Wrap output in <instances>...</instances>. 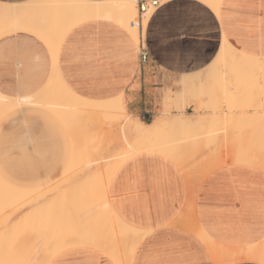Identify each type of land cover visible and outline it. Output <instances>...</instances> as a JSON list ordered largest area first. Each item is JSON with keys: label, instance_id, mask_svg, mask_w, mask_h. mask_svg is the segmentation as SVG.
Segmentation results:
<instances>
[{"label": "crops", "instance_id": "obj_1", "mask_svg": "<svg viewBox=\"0 0 264 264\" xmlns=\"http://www.w3.org/2000/svg\"><path fill=\"white\" fill-rule=\"evenodd\" d=\"M29 1L0 0L7 4ZM219 5V10H215L204 0H163L146 26L140 23L139 41L112 17L81 21L63 37L57 49V60H54L48 42L20 28L21 24H18L19 27L16 24L17 28L14 26L11 31L0 35V93L18 97L37 92L47 97L52 89L63 91V85L49 83L52 76L58 73L64 83L81 97L103 101L123 95L129 113L151 122L165 113L168 104L175 102L165 101L168 92L173 97L182 92V77L195 75L206 79L211 74L210 66L224 40L241 52L264 57V0H220ZM60 9L62 13L67 10L63 4ZM53 38L49 37L50 44ZM142 46L148 51L146 60L141 57ZM213 75L220 76L221 73L215 71ZM261 78L259 83L251 85L250 94L241 101L245 108L229 109L222 92L224 89L234 90L236 85L222 84L217 79L211 83L218 91L217 110H196L194 103H190L185 111L190 114L211 113L213 117L219 113V119L217 116L212 119L211 125L216 131L210 139L264 140V96L261 94L264 92V79ZM62 100L63 97L58 95L54 101ZM161 100L164 111L160 109L163 107ZM47 105L22 104L0 116V176L18 188L34 190L39 187L41 190L37 195L40 200L36 203L41 205L45 188L62 178L77 147L74 141L77 130L70 131ZM179 111L173 107L169 114ZM230 114L236 122L226 118ZM143 115L146 118H142ZM236 117L241 118L240 122ZM211 151L200 150L196 160H201ZM210 161L196 166L193 164L196 167L193 168L195 181L199 180L202 172L195 194L193 185L188 186L189 178L184 169L165 154L141 151L117 167L107 184L112 209L122 221L135 229L149 230L141 238L138 237L128 261L130 264H220V261L214 260L209 245L190 224L182 220L193 206L203 229L218 243L247 247L264 239V169L248 163H227L216 169ZM102 164L100 170L104 171L105 165ZM206 164L209 166L204 167ZM75 167L70 171H81V168ZM35 195L31 196L33 200ZM36 203L33 201L32 204ZM32 204L16 205L12 208L16 209L14 211L5 205L3 214L6 216H0V222L5 224L0 227L3 237L0 236V242L4 239L5 246L1 247V242L0 247L8 255H12L13 245L17 247L14 242H17L19 232H22L23 242L18 241L19 249L14 248V254L20 249L18 253L28 254L30 237H34L32 243L39 240L42 231L37 227L44 220L32 212L40 204ZM73 216L76 223L83 220V224L92 222L89 226L93 235L99 230L97 233L100 239L103 237L102 241L82 245L76 243L77 235H71L70 238L76 241L71 239L74 243L56 253L47 264H118L109 248L102 244L104 237L110 236L104 225H97L100 219L81 214ZM91 218L93 221L89 220ZM16 224L20 225L15 227L19 234L12 235L11 227ZM7 235L12 236L11 240ZM42 242H38L39 247H42ZM119 244L117 249L123 251L124 242L119 241ZM6 246L10 247L9 250ZM39 255L38 249L36 256ZM233 259L236 261V257L230 258V261ZM232 264L263 263L242 260Z\"/></svg>", "mask_w": 264, "mask_h": 264}, {"label": "bare ground", "instance_id": "obj_2", "mask_svg": "<svg viewBox=\"0 0 264 264\" xmlns=\"http://www.w3.org/2000/svg\"><path fill=\"white\" fill-rule=\"evenodd\" d=\"M136 1L137 0H104V1H99V2L98 1H92V0H31V1H29L27 3H23V4H7V6H5L4 16H2V18L0 19V21H1L0 26L2 25L1 26L2 27V29H1L2 31L0 32V35L8 32V31H11L14 26L16 27V24H17L18 27H19L18 24H21L20 28H22L24 30H27V31H31L32 33H34V35L36 34V36L41 37L42 40L44 39L46 41V43L48 42V45H49V47L51 49V52L53 53L54 60H57L56 59L57 56H58L57 55V53H58L57 49L59 48L60 43H61L63 37L65 36V34L68 32V30L71 29L73 26L77 25L78 23H80L81 21L88 20V19H91V18L112 17V18L118 20L122 25H124L136 37V39H138V36H139V24L137 22L133 23V21L136 19V16H137V13H136V11H137ZM204 1L208 2L213 9L219 10L218 7L220 6L219 5L220 0H204ZM59 2L66 6V8H67L66 12L62 13L60 8L59 9H55L54 11H50V13H49V15L47 17V19L49 21V23H48L47 20H46V13L48 14V12H49V10H48V12H46V9L48 8V5L51 6L54 3L57 5ZM151 14H152V10H150L147 13V21H148L149 17L151 16ZM45 21L47 23H45ZM142 24L144 25V27L147 24L145 16L143 18ZM49 37H54L51 44L49 43ZM138 41H139V39H138ZM229 43L227 41H225V40L223 41L221 49L219 51V54H218L217 58L214 60V62L210 66V69H211L210 73L211 74L208 75L206 77V79H203L200 76H196V78H194V79H191V78L187 79L186 77H182V82L185 83L184 85H185V87L187 89L188 88L190 89V88H193V87L195 88V86H197V85L202 87L204 92H206V94L204 93L206 96L204 97V95L202 94L203 96L201 97V99H205L206 100L207 98L208 99L212 98V96H209V94H211L212 91L216 90V89H214L212 87L213 85L211 83H213V81L219 79L218 81L223 84L224 82H226V80H227L226 77L227 76H233L234 79H238V77L240 75L246 74L249 70H251L252 68L256 67V64H257V62H258V60L260 58L259 56L250 55V54L241 52V51L235 49ZM257 67H260V66H257ZM215 71L220 72L221 75L220 76L213 75V72H215ZM58 72H59V70H58ZM52 77L53 78L49 81V83L53 84V83L57 82V83L63 85V91H56V90L52 89V91H50L48 93L49 96H47V97H43V96L37 94V92H36V94H31L30 93L31 95L18 96V97H11V96L4 95V94L0 93V115L2 116L8 110L13 109L15 107H18V106H20L22 104H31V105H39L40 104L41 105L42 103H47L48 105H50L51 107H49L48 105L46 107H49L52 110H54V112H56L60 116V119L65 123L67 128L70 129V131L72 129H75V131L77 130V133H76L77 134L76 135L77 138H76V140H74L72 138L77 143V144H75V146L77 145L76 151L73 154V156H71L72 157L71 164L68 167L67 171H65L66 173L73 172L74 175L75 174L77 175L78 174L77 170L76 171H70V169H73L74 166H76L77 168H81V171H79V172L83 171V172H87V174L88 173L89 174H92V173L94 174L97 171V169L99 170V168L103 165L102 164L97 169H95L97 166L92 168L93 165H95V164L99 165L100 160H96L95 159L93 161V158L91 157L92 159L90 158L91 160H89V163H88L90 168H89V166L87 164L84 165V166H88V167L87 168L84 167L83 164H81L82 161L80 159H77V158H79L78 156L83 154L82 150L85 149V148H88L89 153L92 150H94V151L98 150L99 154L101 153V156H102L104 154V153L102 154V152H104L103 148L105 149V148L113 147L114 150H111L112 148L108 149V150L111 151L110 153L106 149L107 152H108V155H106V156L103 155V158H104L103 162H105V164H106V161L112 160L110 158L112 154L116 155L115 157H119V156H117L118 153H112V152H114L116 150L115 148H117V149H119V148L120 149L121 148L125 149V150L122 151L123 154H130V153H135V152H138V151H147L149 149H153L154 148L157 151H160L161 153H163V154L167 155L168 157H170L171 159H173L174 162L176 161L179 164V166L182 167L181 169H184L183 172H185L187 174V176H188L187 179L189 178V180H187V181H188V183H190V184H188V186L190 188V185H191V181H190L191 179L190 178L191 177H190V173H189V170H188V163H189L188 158L189 157L186 156L188 154V152L185 155H184V153H182V151L179 149V142H181L180 140L186 138L187 141H188V142L186 141L187 145H188V143L190 142L191 138L194 136V132L195 131H201V132L202 131L204 132L206 130L208 131L207 123L210 120L215 119V117L219 113H217V115L214 114L215 117H213V115L211 113H210L211 115L210 114H204L203 115L202 112H201V114H197V113L196 114H190V113H187L185 111V108L190 103H194V105L196 106V110L200 109V107L197 105V102L195 101V98H193V99H190L187 103H184V104H180L177 101V103L179 104L178 105V110H180V111L178 113H176V114L170 115L169 114L170 113V109L169 108L166 107V109L164 111L165 107L163 105L164 102L162 101L163 100L162 99L161 101L163 102L162 103L163 107L160 108V109L161 110L163 109L162 111H164L165 113L161 114L159 116H156L153 119V121H151V122H146L145 120L144 121L141 120L139 118V116L137 117V116H135V115H133V114L128 112V110L126 108V105L124 103L123 95H119V96H116L114 98L103 100V101L87 99V98L81 97L80 95L75 93L72 89H70L64 83V81L61 79V77L58 75V73H56ZM206 83L209 84V85H206ZM196 90H195V93H198ZM191 91L193 92V89ZM184 94L185 93L181 94V96L183 97ZM58 95H61L63 97L62 101H59V102L54 101L55 98ZM163 96H164V93H163L162 97ZM215 96H216V94H215ZM172 98H173L172 94L170 92H168L166 97H165V101H168L169 99H172ZM44 105H46V104H43V106ZM195 106H194V108H195ZM100 108H104V110H105L104 119H101L102 118V113H100L101 114L100 118H98L100 116V114H97L98 116L94 115V114H96L94 112V109H98L99 110ZM161 110H160V113H161ZM196 112H199V111H196ZM160 113H158V114H160ZM214 113H216V112H214ZM208 115H210V116H208ZM230 116H232V117L229 119ZM230 116L226 117V118H228L229 121L230 120H233V121L236 120V119H232V118H234L233 114H230ZM239 116H244V115H240L239 114ZM219 118L220 117H218V119ZM222 118H224V117H222ZM239 118H237L238 121H239ZM228 120H226V122ZM243 120H244V118L241 120V127H242V121ZM230 122H232V121H230ZM98 123H103L102 127L104 125L103 132H102V134H104V136H103L104 138H102V140H100L101 139L100 136H99L100 139H99L98 136H97L98 138H96V140L99 139V140H97L98 142L99 141L102 142V143L99 142L100 145L93 143V139H95L96 136H93V139H92V136L90 138V134L93 135V132L91 130L94 128L93 127L94 124H98ZM89 124L93 127V128L91 127L92 129H90V127L88 128ZM242 130H243V128H242ZM71 133H73V132H71ZM185 134H187V136H184ZM176 139H178L179 142H177ZM188 139H190V140H188ZM85 140L87 141L88 145H87V143H86V145L84 144ZM184 142H182L181 144H183ZM207 142L208 141H206V143ZM95 148H97V149H95ZM99 149L102 150V152H100ZM85 150H87V149H85ZM88 151H86L85 153H88ZM93 152H91V153H93ZM98 152H97V154H98ZM109 154H111V155L109 156ZM222 154H223V150L222 151L218 150L217 154H216V158L220 157ZM85 155H86L85 158H89V156H88L89 154H85ZM114 155H112V156H114ZM188 156H189V154H188ZM123 157H124V155H123ZM116 159L118 161L121 160V159H118V158H116ZM117 160H115L114 164L117 163ZM90 161H92L91 163L93 165H90ZM227 163H248V164H251V165H258L259 167L264 169V158L261 159V158L255 156V155H251L250 153H247L245 151L244 145H239L236 148V151H234V150L229 151V161L228 162L220 161V163L217 164L215 168L217 169V167H220V166H222L224 164H227ZM111 165L112 164H110V166L106 170L110 169ZM112 167H113V165H112ZM88 169L89 170L93 169V170L90 171L91 172L90 173L89 171H87ZM111 169H110V171H111ZM214 169H212V170H214ZM102 170H101V172H102ZM211 171L206 173L205 177ZM65 172H64V174H66ZM101 172H100V175H101ZM106 172H109V170L106 171ZM89 174L88 175L84 174V176L87 177V176H89ZM63 175H62V177H63ZM92 175L89 176V177L91 178ZM95 175H99V174L96 173ZM101 176L103 178H104V176H106L104 178L105 179L104 186L108 187L106 185L108 184V180L110 179L111 176L108 173H106V175H104V176L102 174ZM67 177H69V176H67ZM79 177H81V179H83V181H81ZM86 177L83 178L82 174L77 177V179L79 178L80 184H81L80 188H78L79 191H81L83 189V186H86V188H84L85 192L87 191L86 193H84V190L79 193L78 189H76V188L74 189L73 188L74 184H76V183L79 184V180L76 181V179L75 180L71 179L72 182L69 183L70 185H68V184H67V186L61 185V187H60L61 190L60 191L62 192V195H61L60 192L57 193V191H56L55 192L56 196L61 195L62 197H66L64 199L61 196H59L58 198L60 199V197H61L60 200L63 199L66 203H68L69 207H70V205H71V207L76 205V206H74V207H77L76 211L74 210V207L72 208L75 212L78 211L75 214L80 215L81 211H82L83 214H81V215H84L86 217L95 216L97 219H100L101 223H99V221L97 220L98 221L97 225H98V223L101 226L104 225V229H106L108 231V233H109L108 236H110L108 238L106 236L104 237V240H103L104 243H102V244H104L103 246L109 248L111 256H113V258L118 261L117 262L118 264H127V263L130 262L129 260L131 259V256H132V253H133L134 248L136 246L137 239H138L139 235L137 236L136 233H132L131 231H135L134 230L135 228H132V226L130 227V225H127L124 221H122L118 217V215L115 214L114 210L111 207L110 200H109V198H107L108 194H107V197L105 199L102 198V196H100L101 195L100 193H99L100 195H96L97 192L95 191V189H97L99 187L98 185H97L98 187L94 186L96 184L94 182V179L96 177L95 178H93L94 176L92 177V181L95 184L94 185H90V183H88V185H90L88 189H87L88 185H86L87 182L84 181V179L89 181V182H90V180H89L88 177L87 178ZM97 180H95V181H97ZM65 181H66V183H68L67 180H65ZM66 183L64 182V184H66ZM71 183H73L72 184L73 186L71 185ZM52 184L56 185L55 183H52ZM78 186L79 185H76L75 187H78ZM100 186H102V185H100ZM104 186H103V188H105ZM63 187H67L66 189H68V190H66V191H69L70 187H72V189H74V190H77V192H78L77 194L78 195L81 194L79 196V198L83 199V200H81L83 203L80 201V199H78V201L75 202L76 204H74L73 202L76 201L75 199H77V198H75V196H74V198H70L71 201H73L72 199H74L73 202H68L69 197H72L71 195L76 193V191L74 192V190H73L72 192H74V193L72 194V192H71L70 196L67 197L70 192L66 194L67 196L66 195L64 196L63 194H65L66 191L65 190L62 191V189H64ZM94 187H96L94 189L95 192H93V190H92V188H94ZM37 188L38 189H34V190L32 188H30V189H24V187L23 188H21V187L18 188L16 186L12 185L11 183L9 184V183L5 182L4 179L1 178V176H0V212H2L4 210L6 204H7V207L9 206L12 211L16 210L15 208L12 209L13 207H15V205H19L20 206L21 204H23V205L26 204L27 202H23V201L26 200L27 197H26V195H24L26 198H22L21 193L30 194L32 191H36V190L39 191L40 190L39 187H37ZM54 188H56V187L54 186ZM89 189H91V190H89ZM98 189H97V191H100ZM102 190H104V189H102ZM82 192L85 194V196H89L88 200L85 199V198H88V197H84L83 196L84 194H82ZM92 192H93V194H92ZM100 192L104 193L103 191H100ZM33 193H35V192H33ZM55 193H53V194L55 195ZM94 193H96V194H94ZM53 194H51V196H53ZM20 195H21V198H19V200L20 199H24V200L20 201L19 204H17L16 202L18 201V197ZM47 195H48V193H47ZM47 195H45V196L48 197ZM74 195H76V194H74ZM90 195H91V197H90ZM93 195H96L95 202L92 201L93 199H95V198H93V197H95ZM29 196H28V198L31 200V198ZM37 196H39V195H37ZM56 196L55 197L54 196L53 197L49 196L51 198V199H49V197H48L47 199H49V200H47L46 197L45 198L43 197V199H45V200H43L42 205H41L40 202L36 203L35 205H37V206H38V204H40V205L38 206V208L34 207V209H33L34 211H32V212H35L37 217L39 216V218L45 220L46 222L49 219V221H48V223H49L51 218H52L51 220L54 219L53 216L55 214H53L52 217H51V214L53 213L52 212L54 210L53 207L56 206L55 205L56 203H57V207H59L60 212L64 211L63 210L64 207H62L63 209H60V208L63 205L65 206V202L63 200L60 201L58 199H55V198H57ZM97 196L101 197L104 200H100V198L97 197ZM40 197H42V196L40 195ZM91 198H93V199H91ZM34 199H37V198L35 197ZM51 200H54L55 202H52ZM89 200H91L94 203L91 204L90 203L91 201H89ZM26 201H28V200H26ZM31 201H30V204H32ZM33 201H35V200H33ZM49 201H51V202H49ZM59 201H60V203L58 204ZM84 201H85V204H84ZM87 201H89V202H87ZM97 201H98L100 206H98ZM100 201L103 202V203H101ZM47 203H48V205H47ZM69 203H73L74 205L73 204L69 205ZM49 204H51V206H49ZM53 204H54V206L52 207ZM77 204H82V205L84 204L83 206H85V207H82V205H80L83 208V210H82V208L79 205L77 206ZM32 205H34V204H32ZM58 205H60V206H58ZM45 207H47L49 209L47 210V208L45 209ZM78 207H80V208H78ZM50 208L53 209V210H51V212H50ZM66 208H65V211H67L69 209L67 212H70V208H67V210H66ZM190 209H191L190 217L189 218H184L182 220H184L183 221L184 223L186 221L187 224H190V226L193 228V230L196 231L195 233H198V235H200V237L206 242V244L209 245V248H210V250L212 252L214 260L220 261L222 258L227 257L228 258V262H233V263L238 262V261H242V260H253V261H257V262H260V263L264 264V240H261V241L255 243V244L249 245L247 247H231V246H227V245L218 243L217 241H215L205 231V229H203V227L199 223L198 218H197L196 213H195V206L190 207ZM36 211H38L40 214L37 215L38 212H36ZM3 213H4V211L2 213H0L1 218L6 216ZM47 213H48V215H47ZM65 213L66 212H64V214ZM2 215H3V217H2ZM61 215H63V214H61ZM68 215L70 216V213ZM73 215H74V213H72L71 217H69V216L68 217L72 220V218L74 217ZM47 217H49V218L47 219ZM54 217L56 218V216H54ZM58 217L60 218V216L58 215L56 219H58ZM31 218H32V216H31ZM62 218H63V216H62ZM92 218L89 219V220L93 221ZM64 220H65V223L69 222V220H66V218ZM74 220L75 219L73 218V220H72L73 222L72 223L69 222L68 226H69L70 229L69 228H63L65 223H64V221H61L62 222L61 223L60 219L57 220V221L54 219V221H52V223L54 222L53 224H55V222H56L57 226H58L59 223L61 225H63L62 226V228H63L62 231L63 232L61 231L60 224H59V227H57L58 229L60 228V232L61 233H66L67 231L68 232L72 231L68 235H71L72 233H73V235H72L73 237H74V235L75 236L77 235L78 236V238H76L77 241L74 240V238H70V237L67 239L66 236H68V235L65 234L64 236L66 237L65 238L66 241H63V239H64L63 236L60 237L57 242L54 241L55 240L54 238H52L53 240L51 239L50 240L51 242H50L48 237H47L46 240L49 241V243H48L45 240V234L47 236V233H46L47 231L44 232V229H48V228H49V230L51 229L50 233L51 232L52 233L49 234V235L54 237L55 235L57 236V233L53 232V230H55L56 227L54 226V228H53V224L51 222H50V225H47L48 223L46 224V222L43 221V222H45L44 224L47 225V227L43 228L42 230H41V227H40V230L43 231L41 233H44V234H42L43 237H41V235L39 234V240H38L39 243L41 242V240L43 241L41 243L42 247L38 246V242L36 243L37 245L32 246V244L33 245L35 244V243L31 244V240H33L34 237H30L31 240H30L29 244H31L32 248L29 245L28 255L26 253L25 254L24 253L23 254L20 253L22 256L18 255L19 254L18 252H20L21 249H20V251L16 250L17 252L14 254V248L17 249L19 247V242H21V243L23 242V239H21V238H23L21 236L22 232H19V233H21V234H19L17 232V230H16V228L21 225V222L19 221V224H20L19 226H17L18 224L12 225V227H11L12 231L10 230V232H12V235H14L16 233H18L20 235L18 237L17 236H13V238L17 237L18 239H16L17 242H14V243H17L16 244L17 247H15L13 245V247H12L13 248V253L11 252L12 255L10 254L11 256L15 255L14 256L15 262H12V264L13 263L14 264H46V262L52 256V253L50 254L49 252L53 251V254L55 252L57 253L58 251H61L65 247H67V246L69 247V245H71V243L73 244L74 241H76V243H82V245H83V243H85V245H86V243H90V244L93 243L94 244V243H99L100 241H102L101 239H103V237H101V239H100V236L97 233L99 230L97 232L94 231L95 235H93L94 233H92L93 231L91 230V227L89 226L90 222L88 224H83L82 223L84 221L83 220V221H81L79 223L77 222L78 225H76L75 221H77V220H75V221ZM87 220H88V218H87ZM5 221H6V219H5ZM66 221H68V222H66ZM184 223H183V226H184ZM41 224L43 225V223H41ZM45 225H43V226H45ZM70 225L71 226H75L76 225V226H78V228H75V227L73 228L72 227L73 228V230H72ZM50 227H52L53 230ZM65 227H67V225H65ZM65 229H66V232H65ZM13 231H16V232L13 233ZM74 231H75V234H74ZM148 231H146V230H144V232L141 231V233L143 232L142 236L144 234H146ZM102 233H103V231H102ZM141 233H140V236H141ZM18 234H16V235H18ZM99 234H101V233L99 232ZM7 236H5V237H7ZM95 236L99 237V238L95 239L96 238ZM9 237H10V240H11L12 236H8V238ZM1 238H3V237L1 236ZM8 238H6V239H8ZM61 238H63V239H61ZM71 239L74 240V241H72ZM13 240H15V239H12V241ZM3 241H5V240L3 239L1 241L2 244L5 243ZM52 241H54V243H53L54 245L52 244ZM119 241H123L124 244H125V247H124L123 251H121V249H119V250L117 249L116 245H117V243L119 244ZM2 244H1V247L4 248L5 245L4 244L2 245ZM11 244H13V243H11ZM113 245H115L116 247H114ZM97 246H99V245H97ZM118 246L120 247V244ZM6 247H5V249H6ZM99 247L104 249V247H102L101 245ZM3 248H1V249L3 250ZM8 248H10V247H7V249ZM1 249H0V251H2ZM38 249H39V254H40L39 257L36 256ZM105 250L107 251V249H105ZM3 251H4V253L6 252L5 250H3ZM33 252L35 253V255L32 254ZM2 253L3 252L0 253V256H1V259H3V260H1V259L0 260L3 261V262H6L5 261V258H6L7 261H9L10 258L8 257V252H6L7 257H5ZM19 256H21V258H19ZM232 257L233 258L236 257V261L234 259H233V261H230V258H232ZM18 258L21 259V260H18ZM10 261H11V259H10ZM3 262H1V263L4 264Z\"/></svg>", "mask_w": 264, "mask_h": 264}, {"label": "rangeland", "instance_id": "obj_3", "mask_svg": "<svg viewBox=\"0 0 264 264\" xmlns=\"http://www.w3.org/2000/svg\"><path fill=\"white\" fill-rule=\"evenodd\" d=\"M62 3H58L57 5L54 3L53 5H48V8L46 9V12H48V10H49V12H48V14L46 13V18L48 17V15H49V13H50V11H54L55 9H59L60 8V5H61ZM5 6H7V3H2V2H0V19L2 18V16H4V12H5ZM58 7V8H57ZM154 11V10H153ZM152 11V12H153ZM136 13H137V11H136ZM0 23H1V21H0ZM4 23V22H3ZM2 26V25H1ZM0 26V32L2 31L1 29H2V27ZM12 32H14V31H12ZM260 57V56H259ZM257 66H260V67H257ZM184 77H186L187 79L188 78H191V79H194V78H196V76L195 75H189V76H184ZM260 77H262L261 79H264V57H260L259 58V60H258V62H257V64H256V67H254V68H252L251 70H249L246 74H243V75H240L239 77H238V79H234V77L233 76H227L226 78H227V80H226V82L227 83H234L235 85H236V87H235V89L234 90H230V89H224L223 90V95H224V101L226 102V104H227V106L229 107V109L230 110H235V109H240V108H245V105L244 104H242V100H244L245 98H247L248 97V94H250V89H251V85L252 84H254V83H259V79H260ZM225 82V83H226ZM180 83H181V85H182V92H181V94H183V93H185L184 94V96L182 97L181 96V94H179V95H177L176 97H173L172 99H169L168 100V102H170V101H172V100H175V102H173V103H170V104H168V106H167V108H169L170 110L174 107V108H176V109H178V103H180V104H184V103H187L190 99H193V98H195V101L197 102V105L200 107V109H203V108H210V109H212L213 111H215V110H217V108L219 107L218 106V104L216 103V97L217 96H215V94L217 95L218 93V91L217 90H214V91H212V93L211 94H209V96H212V98H207L206 100L205 99H201V97L204 95V97L206 96L205 94H206V92H204V90L202 89V87L201 86H199V85H197V86H195V88L193 87V88H186L185 87V83L184 82H182V79H181V81H180ZM199 87V88H198ZM213 87V86H212ZM201 88V89H200ZM214 88V87H213ZM193 89V92L191 91ZM197 89V90H196ZM215 89V88H214ZM190 90V91H189ZM195 90L198 92V93H195ZM187 92V93H186ZM202 92V93H201ZM195 93V94H194ZM205 93V94H204ZM200 94V95H199ZM203 94V95H202ZM261 94L264 96V92H261ZM200 98H199V97ZM215 96V97H214ZM177 99V100H176ZM177 101H178V103H177ZM263 107H264V104H263ZM16 108V107H15ZM14 108V109H15ZM97 110V111H96ZM103 110V111H102ZM94 112L96 113V114H94V115H96V116H98L97 114H100V113H102V118L101 119H104V112H105V110H104V108H100L99 110L98 109H94ZM1 116V115H0ZM101 117V114H100V116L98 117V118H100ZM97 118V119H98ZM100 119V120H101ZM213 120H210L208 123H207V129H208V131L206 130V131H195L194 132V136L191 138V140L190 139H188V140H190V142L188 143V145H187V139L186 138H184V139H182V140H180L181 142H179L178 141V139H176L177 140V142H179V149L182 151V153H184V155L188 152V154H189V156H188V154L186 155L187 157H189L188 158V160H189V170H190V174H191V184L193 185L192 187L194 188V194H195V192L197 193V188H198V186H199V183H200V177H201V173H200V177H199V180L198 181H195L194 180V172H193V168L197 165V164H204V161H206V160H211L210 161V163H212V164H215V165H217V164H219L220 163V161H225V162H228L229 161V151H232V150H234V151H236V148L239 146V145H244V147H245V151L247 152V153H250L251 155H255V156H257V157H259V158H264V140H221V141H218V140H214V139H210V137L213 135L212 133L214 132V131H216V129H214L213 127H212V125H211V122H212ZM102 124L103 123H98V124H94V128L89 124L88 125V128L90 127V129H92L91 131L93 132V135H91L90 134V138H91V136H92V139H93V136H96L95 137V139H93V143L94 144H98V145H100L99 144V142H101V141H97V140H99L100 139V137H101V139L100 140H102V138H104L103 136H104V134H102V132H103V127H102ZM92 127V128H91ZM109 128V127H108ZM83 129V128H82ZM89 129V130H90ZM201 132V133H200ZM205 134V135H204ZM207 134V135H206ZM99 137V139H97L96 140V138H98ZM184 136H187V134H185ZM95 140V141H94ZM186 143H185V142ZM206 141H208L207 143H206ZM226 141V142H225ZM182 142H184L183 144H181ZM86 143H87V141L85 140V142H84V144L86 145ZM102 143V142H101ZM214 143V144H213ZM186 144V145H185ZM87 145H88V143H87ZM97 145V146H98ZM195 145V146H194ZM86 147V146H85ZM241 147V146H240ZM100 148V147H99ZM110 148V147H109ZM109 148H103V150H104V152H102V150H100V152H102V154L103 155H108V152H107V150L109 149ZM112 148V149H111ZM110 149L111 150H114V148L113 147H111ZM222 148V149H221ZM85 149H87V150H85ZM85 149H83L82 151H83V154L82 155H80V156H78L79 158H77V159H80L82 162H81V164H83V166L84 165H88V163H89V160H91L92 158H93V161L96 159V160H100V162H99V165L95 168V169H97V168H99V166H100V164H102V162L104 161V158H103V155L101 156V153L99 154V152H98V150L96 151H94V150H92V151H90V153H89V151H88V148H85ZM90 149V148H89ZM95 149H97V148H95ZM107 149V150H106ZM116 150L114 151V152H112V153H118V155L117 156H119V157H115L116 155H114V154H112V155H114V156H112L111 154H109V156L111 155V159L112 160H108V161H106V164H105V162H103L104 163V165H105V168H104V170L105 171H102L101 172V170H100V168H99V170L97 169V171L92 175V174H89V176H91L92 175V177L93 178H95L94 179V182L96 183H93V181H92V177L90 178L89 176H87L88 178H89V180H90V182L89 181H87V180H85L84 179V181H86L87 183H86V185H88V183H90V185H94V186H96V187H98L97 189L98 190H100V191H103L104 193H101L100 191H97V189H95L96 187H94V188H92V190H93V192H97V194L96 193H94V194H96V195H100V196H102V198H106L107 197V194H108V187H105L104 186V181H105V177L106 176H104V175H106V173H108L110 176L115 172V170L117 169V167L122 163V162H124L126 159H128L129 157H131L133 154H135V153H138V152H141V151H138V152H135V153H130V154H123L122 153V151L123 150H125V149H123V148H119V149H117V148H115ZM202 149H205V150H207V149H212V151H211V153L209 154V155H206V156H204V158H201V160H199V161H197L196 160V154L200 151V150H202ZM91 150V149H90ZM185 150V151H184ZM218 150H223V154L220 156V157H217L216 158V156L215 157H213L212 155H213V153H216ZM252 150H256V151H258V152H254V151H252ZM86 151H88V153H85ZM94 151V152H93ZM106 151V152H105ZM109 151V153L111 152L110 150H108ZM147 151H151V152H155V153H161L160 151H157L156 149H149V150H147ZM91 152H93V153H91ZM97 152H98V154H97ZM107 153V154H106ZM192 153H195V154H192ZM85 154H89L88 156H89V158H85L86 157V155ZM96 154V155H95ZM163 154V153H162ZM91 155V156H90ZM123 155H124V157H123ZM126 155V156H125ZM185 156V157H186ZM92 157V158H91ZM123 157V158H122ZM91 158V159H90ZM116 158H118V159H121L120 161H118ZM85 159V160H84ZM114 159V160H113ZM115 160H117V163L116 164H114V162H115ZM102 161V162H101ZM92 161H90V165H93L92 163H91ZM109 162V163H108ZM209 163V164H210ZM110 164H112L113 165V167H112V165H111V171H110V169H108L109 170V172H106V171H108V170H106L109 166H110ZM195 166H194V165ZM209 164H206V165H204V167H208L209 166ZM96 165V164H95ZM115 165V166H114ZM89 166V165H88ZM88 166H84V167H88ZM92 167V166H91ZM204 167H203V169H204ZM89 168H90V166H89ZM92 168H94V167H92ZM196 168V167H195ZM203 169H202V171H203ZM100 172H101V175L103 174V176H104V178L100 175ZM104 172V173H103ZM66 173V172H65ZM79 175H81L82 174V177L84 178V177H86V176H84V174L85 175H88L87 174V172H77ZM84 173V174H83ZM91 173V172H90ZM96 173H98L99 175H95ZM64 174V173H63ZM74 175L73 174V172H68V173H66V174H64L63 175V179L61 180H58L57 182H55V184L56 185H53V184H50L48 187H46L45 188V191H44V198L46 197L45 195H47V193H48V197L50 196V197H55L56 196V191H57V193H61V195H62V192L60 191L61 190V185H63V186H67V184L68 185H70L69 183L71 182V179H76V181H78L79 180V178H80V180L81 181H83V179H81V177H79L78 179H77V177L79 176V175ZM69 176V177H67V176ZM75 178H74V177ZM102 178H101V177ZM66 177V178H65ZM86 177V178H87ZM98 179V180H97ZM104 179V180H103ZM64 180V181H63ZM65 180H67V182L68 183H66V181ZM80 180H79V184H74V186L72 185L73 183H71V185L73 186V188L75 189H78V188H80ZM95 180H97V181H95ZM61 181V182H60ZM107 181V180H106ZM64 182L66 183V184H64ZM102 182V183H101ZM58 183V184H57ZM93 183V184H92ZM60 185V186H59ZM76 185H79L78 187H75ZM90 185H88V187H87V189L89 188V186ZM98 185V186H97ZM100 185H102V186H100ZM52 186V187H51ZM54 186L56 187V188H54ZM103 186L106 188H103ZM106 186H108V185H106ZM69 187V186H68ZM82 187V186H81ZM64 189H62V191L63 190H68V189H66L67 187H63ZM84 188H86V186H83V189L81 190V191H83L84 190ZM70 190L69 191H66L65 192V194H63L64 196L67 194V193H69V195L67 196V197H69L70 196V194H71V192L74 190V189H72V187H70L69 188ZM86 189V190H87ZM94 189H95V191H94ZM102 189H104V190H102ZM41 190V189H40ZM39 190V191H40ZM89 190H91V189H89ZM107 190V191H106ZM39 191H32L30 194H23V193H21V195H22V198H26V197H28L29 195V197L31 198V200L28 198V201H26L27 200V198H26V200H24V199H20L19 200V198H21V195L18 197V201L16 202L17 204H19V202L20 201H23V202H28L29 204H30V201L33 203V199H32V195L31 194H33V192H35V197L37 198V199H34L35 201L37 200H39L38 198H39V196H37V192H39ZM76 191V193H74ZM78 191H79V189H78ZM81 191H79V193L81 192ZM107 193H106V192ZM74 192H72V194L74 193V194H76V195H71L72 197H69V199H68V202H73L74 201V199H72L73 201H71V199L70 198H74V196H75V198H77V199H75L76 201H74L73 203L74 204H76L75 202H77L78 201V199H80V201L81 200H83V199H81V198H79V196L81 195H78L77 193V190H74ZM87 192V191H86ZM85 192V190H84V193H86ZM93 192H92V194H93ZM53 193H55V195L53 194ZM83 192H82V194H84ZM89 193V192H88ZM100 193V194H99ZM106 193V194H105ZM50 194V195H49ZM51 194H53V196H51ZM91 194V195H92ZM24 195H26V197L24 196ZM58 195V194H57ZM61 195H58V196H56L57 198H55V199H58V200H60L61 199ZM89 195V194H88ZM91 195H90V197H91ZM96 195H93V196H95V197H93V198H95V199H93V198H91V199H93L92 201H94L95 202V200H96ZM104 195V196H103ZM59 196H61L60 197V199L58 198ZM78 196V197H77ZM84 197H88V198H85L86 200H88L89 199V196H85V194L83 195ZM48 197H46V199L48 198ZM49 197V199H51ZM97 197H99V196H97ZM62 198H66V197H62ZM100 198V200H104V199H102L101 197H99ZM107 198H109V197H107ZM49 199H47V200H49ZM84 199V200H85ZM45 200V199H44ZM63 200V199H62ZM62 200H60V201H62ZM70 200V201H69ZM85 200V201H86ZM98 200V199H97ZM34 201V202H35ZM36 201V202H37ZM52 202H55L54 200H51ZM51 201H49V202H51ZM60 201L58 202V204L60 203ZM64 201V200H63ZM85 201H84V204H85ZM89 201H91V200H89ZM89 201H87V202H89ZM90 202L91 204L92 203H94V202ZM35 202V203H36ZM57 202V201H56ZM65 202V201H64ZM63 202V203H64ZM82 202V201H81ZM101 202V201H100ZM62 203V202H61ZM73 203H69V205L70 204H73ZM80 203V202H79ZM83 203V202H82ZM101 203H103V202H101ZM100 203V204H101ZM55 204V203H54ZM54 204L52 205V207L54 206ZM73 204V205H74ZM83 204V205H84ZM89 204V203H88ZM87 204V205H88ZM97 204H98V206H100L99 205V203H98V201H97ZM47 205H48V203H47ZM56 206H54L53 207V209H51L50 208V212H51V210H53L52 212V214H51V217H52V215L53 214H55L54 216H56V218H57V216L59 215L60 216V218L58 217V219H56L54 216H53V218L57 221V220H59L60 219V222L61 221H64V223H65V218H66V220H69V222L70 223H72L73 221V219L71 220L69 217H71V215H72V213H74V215H75V213H77V212H75L76 211V208L77 207H74V206H76V205H74L73 207H74V210L72 209L73 207H71V205H70V207L68 206V203H66L65 202V206L63 205V206H61V208L60 209H63L62 207H64V211H61L60 212V210H59V207H57V203L55 204ZM61 205V204H60ZM60 205H58V206H60ZM80 206V205H82V204H77V206ZM82 205V207H85V206H83ZM49 206H51V204H49ZM89 206V205H88ZM15 207H16V205H15ZM70 208V212H67L68 210H67V208ZM81 207V206H80ZM80 207H78V208H80ZM81 207V208H82ZM47 207H45V209H46ZM65 208H66V210L67 211H65ZM87 208V207H86ZM85 208V209H86ZM49 208H47V210H48ZM59 211H58V210ZM43 210V209H42ZM78 210V209H77ZM82 210H83V208H82ZM56 211V212H55ZM58 211V212H57ZM73 211V212H72ZM81 211V210H80ZM79 211V212H80ZM36 212H38V211H36ZM63 212V213H62ZM64 212H66L65 214H64ZM58 213V214H57ZM70 213V216L68 215ZM37 214H40L39 212L37 213ZM49 214V215H50ZM57 214V215H56ZM61 214H63V215H61ZM81 214H83L82 213V211H81ZM47 215H48V213H47ZM62 216H63V218H62ZM69 216V217H68ZM50 217V216H49ZM49 217H47V219L49 218ZM68 217V218H67ZM190 217V211H188V215H187V217L186 218H189ZM45 218V217H44ZM52 219V218H51ZM50 219V222L52 223V221H54V219L53 220H51ZM45 221V220H44ZM48 221H49V219H48ZM48 221L46 222V224L48 223ZM45 222H43L42 221V223H43V225H45L44 223ZM50 222L47 224V225H50ZM66 222H68V221H66ZM69 222L68 223H65V225H67V227H65V225L63 226V225H61L60 223V227H61V231H62V229L63 228H69ZM54 223V222H53ZM52 223V224H53ZM62 223V222H61ZM99 223H101V221H99ZM2 224H3V222H0V227L2 226ZM59 224H58V226H57V224H56V222H55V224H53V228H54V226L57 228V227H59ZM76 225H78V223H75ZM127 224V223H126ZM41 223L39 224V227H37V229L39 228V230H40V227H41V230L43 229V228H45V227H47V225H45V226H43ZM73 225V224H72ZM71 226V229L73 230V228L75 227V228H78V226ZM128 225V224H127ZM62 226H63V228H62ZM73 227V228H72ZM131 227V226H130ZM50 228H52V227H50ZM53 228H52V230H53ZM55 228V230H53V232H56L57 233V236L55 237H53V236H51V235H49V234H51L50 233V230H49V228L48 229H44V232H46L47 233V236H46V234H45V240H46V238L48 237V239H49V241L52 239V238H54L55 240V242H57L58 240H59V238L60 237H64V239L63 238H61V239H63V241H66V237H67V239L71 236V235H73V233L71 234V235H68V234H70L71 232H66V229H65V232L66 233H61L60 232V228L58 229H56ZM132 228H134V227H132ZM70 229V228H69ZM40 230V231H41ZM49 230V231H48ZM77 230V229H76ZM135 231H131L132 233H136V235L138 236H140V233H141V231H143L144 232V230H141L140 232H139V230H136V229H134ZM70 231V230H69ZM146 231H148V230H146ZM43 232V231H42ZM60 232V233H59ZM63 232V231H62ZM143 232L141 233V236H142V234H143ZM148 233V232H147ZM68 235V236H64V235ZM74 234H75V231H74ZM41 235V237H43L42 236V233L40 234ZM53 235V234H52ZM138 236V237H139ZM140 236V237H141ZM57 238V239H56ZM42 239V238H41ZM60 239V240H61ZM53 240V239H52ZM262 240H264V239H262ZM42 241V240H41ZM47 241V240H46ZM49 241H47L48 243H49ZM54 241H52V244L54 243ZM38 241H36L35 242V244L33 245L32 244V242H31V244H32V246H35V245H37L36 243H37ZM51 242V241H50ZM31 244H30V247H31ZM54 245V244H53ZM32 248V247H31ZM1 249V248H0ZM2 250V249H1ZM1 252H3L2 254L5 256V257H7L6 255H5V253H4V251L2 250V251H0V253ZM35 252V251H34ZM59 252V251H58ZM57 252V253H58ZM50 254L52 253V256L50 257V259L56 254V252L53 254V251L52 252H49ZM33 254V253H32ZM31 254V255H32ZM49 254V255H50ZM133 254V253H132ZM18 255H21L20 253L18 254ZM28 255V254H27ZM14 256L15 255H13V256H11V255H8V257L11 259V261H10V259H9V261H7V259L5 258V261L6 262H3V261H1V260H3V259H1V256H0V261L1 262H3L4 264H12V262H15V259H14ZM22 256V255H21ZM21 256H19V258H21ZM132 257V256H131ZM4 258V257H3ZM14 260H13V259ZM18 258V260H21V259H19ZM49 259V260H50ZM13 260V261H12ZM17 260V259H16ZM17 260V261H18ZM48 260V261H49ZM48 261L46 262V264L48 263ZM0 262V264H2ZM19 263V262H18ZM233 262H228V258L227 257H225V258H222L221 260H220V264H232ZM14 264V263H13Z\"/></svg>", "mask_w": 264, "mask_h": 264}, {"label": "built area", "instance_id": "obj_4", "mask_svg": "<svg viewBox=\"0 0 264 264\" xmlns=\"http://www.w3.org/2000/svg\"><path fill=\"white\" fill-rule=\"evenodd\" d=\"M162 1L163 0H137V16L136 19L133 21V23L137 22L140 25V23L143 22V18L145 16V5H147L148 8L147 13H148L150 10L155 11ZM141 57L142 60H146L148 57V51L144 46H142ZM142 118H146V116L143 115Z\"/></svg>", "mask_w": 264, "mask_h": 264}, {"label": "snow or ice", "instance_id": "obj_5", "mask_svg": "<svg viewBox=\"0 0 264 264\" xmlns=\"http://www.w3.org/2000/svg\"><path fill=\"white\" fill-rule=\"evenodd\" d=\"M147 11H148V8H147V5H145V18H146V22H147Z\"/></svg>", "mask_w": 264, "mask_h": 264}]
</instances>
